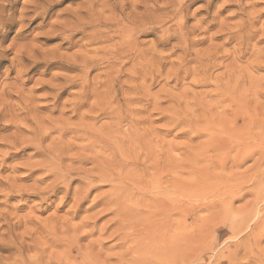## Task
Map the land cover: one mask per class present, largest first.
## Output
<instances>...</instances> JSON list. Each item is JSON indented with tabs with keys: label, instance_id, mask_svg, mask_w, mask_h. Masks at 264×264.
<instances>
[{
	"label": "rangeland",
	"instance_id": "374dc122",
	"mask_svg": "<svg viewBox=\"0 0 264 264\" xmlns=\"http://www.w3.org/2000/svg\"><path fill=\"white\" fill-rule=\"evenodd\" d=\"M79 3L51 4L46 15L55 19ZM196 3L206 5L197 13L206 19L187 38H170L176 51L164 69L167 84L145 79L146 54L120 51L131 30L105 35L93 47L109 58L94 57L88 74L98 87L71 117L45 100L53 72L68 71L82 51L58 45L55 26L23 67L0 60V232L18 241L0 245V264H82L85 257L90 264V254L106 264H199L205 256L264 264V55L250 32L264 20V2ZM67 96L64 89L56 104ZM172 124L184 130L168 131ZM64 168L75 179L61 204L56 179ZM117 207L130 209L134 222L120 226ZM163 228L184 235L164 261L153 245L129 252L138 237L148 241Z\"/></svg>",
	"mask_w": 264,
	"mask_h": 264
},
{
	"label": "clouds",
	"instance_id": "9594fccd",
	"mask_svg": "<svg viewBox=\"0 0 264 264\" xmlns=\"http://www.w3.org/2000/svg\"><path fill=\"white\" fill-rule=\"evenodd\" d=\"M210 2L211 0H208V3ZM227 2L228 0H225V3ZM234 2L239 4L240 0ZM98 3L102 7L94 8L93 6ZM51 4H63V0H0V60L10 57L12 62L23 67L32 59L33 54L40 55V49L36 45L43 42L39 41V37L46 34L50 25L55 26V35L60 37L58 45L67 43L69 47L78 45V49H82L76 51L75 59L67 61L70 66L68 71L53 72L52 82L49 84L50 91L45 94L46 102L51 103L53 107L59 106L62 112L69 114V117L75 114L76 106L84 103L88 99V94L98 87L88 74L95 66L94 57L100 62L109 58L108 56L101 58L93 47L105 35H118L121 30L126 32L131 30L130 37L121 41L120 51L124 54H146L147 58L142 61L143 65L147 66L145 79H155L158 76L167 84V73L164 69L172 63L173 53L176 51L174 46L170 47V38H187L188 34L195 32L206 19L205 16H197L206 5L197 4L196 0H80L75 8L65 6L55 19H49L46 8ZM223 6L220 5L221 8ZM105 16L110 17L117 27L102 26L105 24ZM189 18H192L191 24L186 23ZM250 19H255V16ZM77 32L83 35L73 40ZM250 32L255 36L253 49L264 55V20H261L258 26L250 25ZM26 45H31V50ZM112 56L118 58L119 53H113ZM261 63H264V59ZM14 66V63L10 64L5 70L11 71ZM105 79H109L107 74ZM64 89L68 90V96L57 105L56 100ZM48 97H51V100H48ZM159 99L164 100L166 97L161 95ZM172 129H175L174 134L184 130L175 124L167 130ZM71 162L80 163L75 159ZM49 174V171L45 170L37 180L45 182L44 178ZM73 179L75 175L67 168L62 169L56 179V185L61 188L59 194L61 204L73 196ZM17 243L13 235L0 232V245ZM199 264L217 262L205 256Z\"/></svg>",
	"mask_w": 264,
	"mask_h": 264
},
{
	"label": "bare ground",
	"instance_id": "6f19581e",
	"mask_svg": "<svg viewBox=\"0 0 264 264\" xmlns=\"http://www.w3.org/2000/svg\"><path fill=\"white\" fill-rule=\"evenodd\" d=\"M100 5V4H99ZM95 8V5L93 6ZM107 22V21H106ZM105 24L104 25H109V24ZM108 23V22H107ZM110 24H113V23H110ZM132 34V33H131ZM6 88V87H5ZM115 194V193H114ZM179 195V194H178ZM113 200H115L113 198V195H111V199H109V203L112 205L116 202H114ZM115 205V204H114ZM113 207V206H112ZM111 207V210H113ZM116 212H114V215L119 218V221H120V226H123L125 223L126 224H129V223H133L134 222V216H131V212H130V209L126 208V207H117L116 208ZM3 213V212H2ZM126 227V226H125ZM253 227V226H252ZM68 228V227H67ZM181 228V227H180ZM53 229V228H52ZM66 229V228H65ZM122 229V228H121ZM252 229V228H251ZM183 229H179V231L181 232ZM248 231V230H247ZM252 231V230H251ZM115 232V231H114ZM113 234V233H111ZM68 235V234H67ZM150 235V240L148 241H145L144 240V237L140 236L137 238L136 242H134V245L133 246H130L129 245V252L131 254H135L141 250L143 251H146V249L148 248V246L150 245H153L154 246V249L152 250V252H156V257L158 260L160 261H164L167 257H168V254L169 252L171 251V246L176 242L175 240L180 241V238L184 237V235H181V233L179 235H172V234H169L167 232V230H165L164 228L159 231V232H156V231H150L149 233ZM111 236V235H110ZM71 238V237H70ZM183 240V239H182ZM68 242V241H67ZM181 242V241H180ZM184 242V240L182 241V243ZM83 243V242H82ZM158 243H161V244H158ZM185 243V242H184ZM160 245V246H159ZM117 245H114L113 247H115ZM176 246V245H175ZM112 248V247H111ZM64 249V248H63ZM66 249V247H65ZM102 248L99 249V251H101ZM72 251V250H71ZM98 251V252H99ZM183 251V250H182ZM50 253V251L48 252ZM128 253V252H127ZM98 254V253H97ZM70 255V254H69ZM130 255V254H128ZM87 256V255H86ZM92 256L95 257L96 262H93L92 261ZM109 256V255H108ZM112 256V255H111ZM114 257V256H113ZM171 257V256H170ZM68 258V257H67ZM86 258V257H85ZM81 259V263L84 264L86 263V259ZM107 258V257H106ZM109 259V258H108ZM112 260V258H110ZM172 259V258H171ZM176 259V258H175ZM175 259H172V260H175ZM88 260L90 264H106L105 261H101L99 255L98 256H95L93 254H90V256H88ZM94 260V259H93ZM107 261V260H106ZM121 261V259H120ZM129 261V260H128ZM176 261V260H175ZM182 261V260H181ZM78 262H80V260H78ZM112 262V261H111ZM131 262V261H130ZM158 262V261H157ZM109 263V261H108ZM134 263V262H133ZM132 263V264H133ZM179 263V262H177ZM31 264V263H30ZM76 264V263H75ZM111 264V263H110ZM136 264V263H135ZM157 264V263H156ZM160 264V263H159ZM176 264V263H175ZM180 264V263H179Z\"/></svg>",
	"mask_w": 264,
	"mask_h": 264
}]
</instances>
